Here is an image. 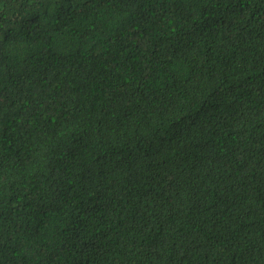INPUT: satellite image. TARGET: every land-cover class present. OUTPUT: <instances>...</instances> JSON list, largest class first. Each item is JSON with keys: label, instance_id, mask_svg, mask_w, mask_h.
Returning a JSON list of instances; mask_svg holds the SVG:
<instances>
[{"label": "trees", "instance_id": "obj_1", "mask_svg": "<svg viewBox=\"0 0 264 264\" xmlns=\"http://www.w3.org/2000/svg\"><path fill=\"white\" fill-rule=\"evenodd\" d=\"M0 264H264V0H0Z\"/></svg>", "mask_w": 264, "mask_h": 264}]
</instances>
